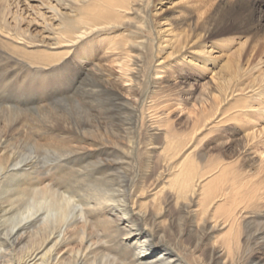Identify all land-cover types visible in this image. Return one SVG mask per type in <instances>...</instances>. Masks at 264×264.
Wrapping results in <instances>:
<instances>
[{
	"label": "rangeland",
	"instance_id": "obj_1",
	"mask_svg": "<svg viewBox=\"0 0 264 264\" xmlns=\"http://www.w3.org/2000/svg\"><path fill=\"white\" fill-rule=\"evenodd\" d=\"M99 1L0 0V131L20 116L6 134L0 162L7 151H16L21 157L30 155L33 150L24 142L27 139L41 145L43 152L48 145L61 146V137L56 135L64 130L51 125L63 122L64 109L71 122H90L92 133L70 141L84 155L76 162L83 169L96 161L92 155L105 156L106 163H114L117 154L131 146L125 134L133 128L135 167L129 170L134 182L145 179L130 199L134 202L131 216L143 229L141 240L150 235L153 226L142 214L156 213L162 216L156 224L163 231V241L179 246L185 264H264V203L254 200L258 207L252 211L258 215L244 216L243 224L233 231L225 221L235 209L234 190L244 195L258 184L264 191V0H184L188 4L184 18L177 6L181 0H136L139 6H133L132 0L119 7ZM218 5L221 12L234 7L236 14L243 16L235 31L205 39L198 34L190 37V26ZM84 7L88 8L87 19L82 22ZM107 10L110 13L98 19ZM87 32L93 33L80 39ZM140 43L144 48L137 50ZM95 66L104 70L112 84L108 95L97 94L108 102L91 101L82 91L92 84L90 73ZM114 97L135 111L132 126L123 128L120 118L113 116L116 110L111 114L117 104ZM120 131L119 136L116 132ZM187 156L195 162L200 178L189 195L190 208L182 214L176 202L160 204L170 195L169 181L182 170ZM49 160L56 158L45 157L41 165ZM64 161L58 164H66ZM127 168L119 164L108 172L123 175ZM43 169L49 172L43 174L44 185L62 183L68 173L54 166ZM153 171L155 176L148 180ZM213 193L217 195L214 198ZM26 202L20 204L22 210ZM203 223L209 227L202 244L193 247V252L185 251L187 240L196 238V228ZM127 227L138 231L131 224ZM95 230L104 232L99 226L93 230L98 234ZM31 231H23V242L13 250L14 256L29 245L26 241ZM2 236L0 249L5 242ZM159 237L149 241L152 248L166 246ZM252 237V248L245 247L246 239ZM233 240L240 242L235 259ZM212 248L219 252L214 262ZM136 251V247L131 251L133 256Z\"/></svg>",
	"mask_w": 264,
	"mask_h": 264
},
{
	"label": "bare ground",
	"instance_id": "obj_2",
	"mask_svg": "<svg viewBox=\"0 0 264 264\" xmlns=\"http://www.w3.org/2000/svg\"><path fill=\"white\" fill-rule=\"evenodd\" d=\"M102 1L109 6L119 7L130 3L132 0H100L99 2ZM142 1L140 0V2ZM137 3V6H139V2L133 0L132 5L135 6ZM96 5L98 3L94 6ZM186 5L188 4L184 0H181V3L177 5L182 12L180 16L186 14L188 10ZM87 9V7H84L81 10L82 22L87 19V17H84ZM110 11L101 12L98 19L106 17ZM206 15H202L196 23L190 26V37H196L198 34L197 36L201 35L205 39L206 37L220 35L221 32L226 30L232 33L243 19V16L236 14L234 7L222 9L221 12L219 5L210 10ZM204 16L206 17L204 18ZM197 29L198 33H196ZM92 33L87 32L85 35L80 36V39ZM143 48V43H140L136 47L137 50H142ZM103 71L100 69V66H95L92 73H90L93 77L92 84L89 89L87 87L82 89L84 96L91 99V101L92 99L96 101L101 100L98 95H108L109 89L113 88L108 75ZM120 100H122L120 97H114L113 101H117V104L114 110H111V114L116 110L113 116L120 118V125L123 128L128 125L132 126L136 113L129 103ZM106 101H109L107 97L102 99L101 103ZM58 108L59 106L53 108L52 112H55ZM8 111L15 113L14 111ZM66 112L67 109H64L63 122L59 124L58 121H55L51 125V128L64 130L62 134L56 135L61 137L63 142L61 146L48 145L47 150L43 152L41 145L31 139H27L24 142H27V145L33 150L29 151L30 155L27 153V155L21 157L16 151H7L4 161L0 162V238L3 235L2 238L5 240L0 249V264H98V260L100 264H185L179 256V246L175 242H168L169 244H167L163 241V231H160V228H157L156 224L158 219L162 217L160 214L142 212L145 221L153 225L150 228V235L144 240H141V231L143 229L138 224V220L133 219L131 216L133 212V206L131 205L132 203L134 205V202L131 203L130 200L132 199L131 195L134 189L145 181V179H139L137 182L133 181L132 170L135 167L133 163L135 162L136 152L134 141H132L133 132L131 130L133 128H128L129 133L125 134L131 146L123 154L118 153L114 158V163L110 164L103 160L105 156L101 158L102 155H92V157L96 158V161L90 166L89 169L93 170L89 174L87 172L89 169H83L82 166H79L80 163H76L79 160L81 161L84 155L79 154V151L70 145V141L75 136L83 138L82 135L92 133V131L88 130L90 122L86 121V119L80 123L71 122L72 120L66 119ZM87 117H90L89 114H87ZM18 118L20 119V116L16 118V121L14 119L7 123L8 126L3 131H0V148H5L4 143L7 141L6 134L11 129L10 127H13L17 123ZM43 120L39 121L46 126ZM148 128L150 131L154 130L153 126H148ZM65 131L66 133H64ZM116 134L120 136L122 133L120 131L119 133L116 132ZM12 148L18 147L13 146ZM45 157L46 159L47 157L48 159L54 157L56 160H49L43 166L41 165V161ZM77 157L80 158L77 159ZM63 159L67 163H64L65 165L58 164V162L64 161ZM186 159L187 162L182 165V170L169 181L170 195L160 204V206H163V204L170 206L173 202H176L175 204L182 214L190 208L189 195L195 192L196 184H198L197 182L200 178L197 175L195 162L190 161L188 156ZM70 160L75 161V163H71ZM119 164L127 165L128 168L126 170L128 171H124L123 175L119 173V175H115L108 172ZM45 166L63 168V171L68 170V173H65L63 178H61L62 183L54 184L55 186L52 184L44 185L45 182L43 180L45 179L43 177L49 173L44 172L43 168ZM129 168L132 170H129ZM155 173L153 171L152 176H149L148 180L153 178ZM34 177L37 178L36 181H33ZM63 188H65L64 191H62ZM250 189L249 193H245L244 195H241L238 189L234 190L235 192L233 191L234 196L237 198L232 200L235 209L234 211H229L225 220L231 226L232 231L237 226L243 224L242 220L244 216L246 218L251 215L250 217L253 218V216L256 217L258 215V212L252 211L258 207L257 205H253L254 200H260V202L264 203V191L262 192V187L257 184L254 187L251 186ZM204 190H207V188L205 187ZM213 194L215 195V193ZM216 196H213V198ZM221 196L223 195L221 194ZM240 196L244 201L238 202V197ZM213 198L210 200L213 201ZM24 201L27 202L25 208L22 210L20 204ZM113 216H115V219H112ZM127 224H131V226L136 228L134 230H138L140 233L129 229ZM96 226L104 228V232L98 233L95 230L98 233L96 234L93 231ZM208 227L207 223L198 226L196 228V238L187 240L189 246L188 248L185 246L184 250L193 252L194 248H198L202 244L203 238L207 236ZM30 229H32L31 235L29 234V241H26V243H29V245L31 243V245L27 246L23 243L24 247H26V249H23L25 251H22L18 257L14 256L12 254L13 250L23 242V231ZM212 229H215V226ZM156 235H159L160 241L166 244L160 250L152 248L149 243ZM121 236L124 237L120 239ZM254 237L246 239L244 246L252 248ZM119 239L120 241H118ZM238 241L233 240L231 244L232 259H235V256L239 254L238 243L240 242ZM37 242H40L39 246L36 244ZM135 247L137 251L133 256L131 251ZM59 249H62L61 252L58 251ZM104 250L114 252L112 253L114 255H106V253L104 254ZM217 256H219V252H216L215 248H212V262H214L215 258L217 259ZM248 260V262H253L252 260L254 259L250 255ZM219 263L221 264V262ZM223 264L227 263L224 262Z\"/></svg>",
	"mask_w": 264,
	"mask_h": 264
}]
</instances>
